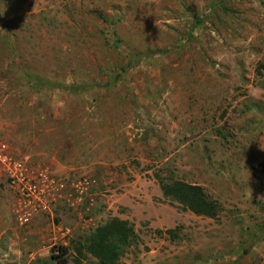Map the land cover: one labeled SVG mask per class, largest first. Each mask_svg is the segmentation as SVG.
Instances as JSON below:
<instances>
[{
    "label": "rangeland",
    "instance_id": "obj_1",
    "mask_svg": "<svg viewBox=\"0 0 264 264\" xmlns=\"http://www.w3.org/2000/svg\"><path fill=\"white\" fill-rule=\"evenodd\" d=\"M0 140L70 187L20 227L0 173V264H99L75 249L110 218L118 264H264V0H0Z\"/></svg>",
    "mask_w": 264,
    "mask_h": 264
},
{
    "label": "trees",
    "instance_id": "obj_2",
    "mask_svg": "<svg viewBox=\"0 0 264 264\" xmlns=\"http://www.w3.org/2000/svg\"><path fill=\"white\" fill-rule=\"evenodd\" d=\"M45 88L65 90L75 93V86H63L55 82H45ZM163 194L172 201L182 205L191 213L215 218L217 215L216 205L209 200L202 186L190 184L185 181H170L161 183ZM140 238L135 226L126 220L110 218L103 225L94 229L75 249L76 257H83L84 253L95 258L99 264H118L120 260L133 247H138ZM68 253V248H60V258ZM79 264L80 261L76 260Z\"/></svg>",
    "mask_w": 264,
    "mask_h": 264
},
{
    "label": "built area",
    "instance_id": "obj_3",
    "mask_svg": "<svg viewBox=\"0 0 264 264\" xmlns=\"http://www.w3.org/2000/svg\"><path fill=\"white\" fill-rule=\"evenodd\" d=\"M0 173L14 193V212L20 227H27L37 218L52 214L60 201L69 198L70 187L65 181L47 169L33 168L3 140H0ZM89 185L85 178L73 187L82 195Z\"/></svg>",
    "mask_w": 264,
    "mask_h": 264
}]
</instances>
